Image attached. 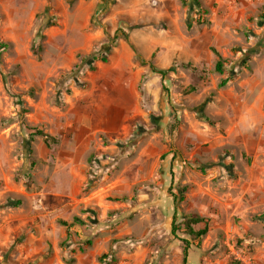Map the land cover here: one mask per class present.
<instances>
[{
  "label": "rangeland",
  "instance_id": "374dc122",
  "mask_svg": "<svg viewBox=\"0 0 264 264\" xmlns=\"http://www.w3.org/2000/svg\"><path fill=\"white\" fill-rule=\"evenodd\" d=\"M0 43V264H264V0H0Z\"/></svg>",
  "mask_w": 264,
  "mask_h": 264
},
{
  "label": "trees",
  "instance_id": "16d2710c",
  "mask_svg": "<svg viewBox=\"0 0 264 264\" xmlns=\"http://www.w3.org/2000/svg\"><path fill=\"white\" fill-rule=\"evenodd\" d=\"M0 45L5 46L6 44L0 43ZM214 52L216 53V55L219 58L217 63H216V69H217V71L222 72L223 71L222 57L217 50L214 49ZM141 62L143 64L147 63V61L142 59V58H141ZM151 68L153 69L154 72H159L162 74L165 73L163 70L156 68L153 64H151ZM37 133L45 135L47 140L51 139V137L48 134H45L42 130H37ZM201 220H202V218L197 214L189 216L188 221H187V229H188L187 233L194 236V237H202V235H204L206 233V229L195 230V228L193 226V224H197ZM79 221H81L79 218H75L74 222H72V223H69L66 220H62L61 223L69 229L71 226L74 225V223L76 224ZM173 231H175V233H176V228L174 226V222H173ZM110 256H111V258L109 259ZM186 260H187V250L185 249L184 262H186ZM100 261L103 264H116V262H117L116 258L113 256L112 253H103L102 256L100 257ZM138 264H145V263H138Z\"/></svg>",
  "mask_w": 264,
  "mask_h": 264
}]
</instances>
